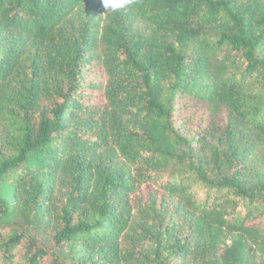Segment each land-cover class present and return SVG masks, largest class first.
<instances>
[{
	"label": "trees",
	"instance_id": "trees-1",
	"mask_svg": "<svg viewBox=\"0 0 264 264\" xmlns=\"http://www.w3.org/2000/svg\"><path fill=\"white\" fill-rule=\"evenodd\" d=\"M0 264H264V0H0Z\"/></svg>",
	"mask_w": 264,
	"mask_h": 264
},
{
	"label": "clouds",
	"instance_id": "clouds-1",
	"mask_svg": "<svg viewBox=\"0 0 264 264\" xmlns=\"http://www.w3.org/2000/svg\"><path fill=\"white\" fill-rule=\"evenodd\" d=\"M105 8L111 7L113 9L123 8L131 3V0H102Z\"/></svg>",
	"mask_w": 264,
	"mask_h": 264
},
{
	"label": "rangeland",
	"instance_id": "rangeland-1",
	"mask_svg": "<svg viewBox=\"0 0 264 264\" xmlns=\"http://www.w3.org/2000/svg\"><path fill=\"white\" fill-rule=\"evenodd\" d=\"M259 171V170H258ZM258 171H256V172H258Z\"/></svg>",
	"mask_w": 264,
	"mask_h": 264
}]
</instances>
